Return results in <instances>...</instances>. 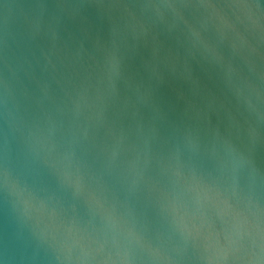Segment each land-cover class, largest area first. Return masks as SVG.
<instances>
[{
  "label": "water",
  "instance_id": "1",
  "mask_svg": "<svg viewBox=\"0 0 264 264\" xmlns=\"http://www.w3.org/2000/svg\"><path fill=\"white\" fill-rule=\"evenodd\" d=\"M0 264H264V0H0Z\"/></svg>",
  "mask_w": 264,
  "mask_h": 264
}]
</instances>
